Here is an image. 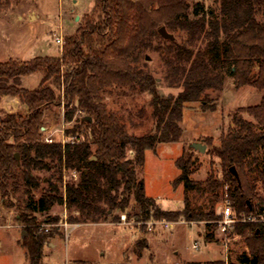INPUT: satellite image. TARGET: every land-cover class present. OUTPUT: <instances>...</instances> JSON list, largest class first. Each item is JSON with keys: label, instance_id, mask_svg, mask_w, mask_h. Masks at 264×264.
<instances>
[{"label": "trees", "instance_id": "16d2710c", "mask_svg": "<svg viewBox=\"0 0 264 264\" xmlns=\"http://www.w3.org/2000/svg\"><path fill=\"white\" fill-rule=\"evenodd\" d=\"M215 2L217 12L188 0H95L75 34L64 39L57 58L0 62V98H16L25 109L24 114L0 117V194L2 200L18 203L17 221L25 232L21 245L29 264H42L50 235L39 229L35 216L55 207H64L71 225L116 223L115 213L127 212L132 201L127 216L141 229L150 221L204 222L205 239L211 241L209 230L220 220L213 208L197 214L184 200L182 210L163 211L146 197L137 171L146 151L180 141L186 105L214 109L209 108L211 95L218 98L226 75L236 88L261 92L260 104L240 109L217 146L207 142V154L219 161L221 180H191L196 161L193 152H184L175 163L179 175L172 187L182 185L184 192L206 188L211 194L219 190L221 201L227 195L238 217H263L264 0ZM161 27L173 40L159 36ZM147 51L164 57L162 78L148 69L142 58ZM34 74L42 75L38 87L23 89L25 78ZM160 88L176 93L163 97ZM136 97L144 103L128 108ZM61 99L65 123L82 114L65 131L75 141L45 144L44 110L60 106ZM63 173L78 174V180L64 184ZM230 236L239 237L247 252L226 264H264V224L237 223Z\"/></svg>", "mask_w": 264, "mask_h": 264}, {"label": "rangeland", "instance_id": "374dc122", "mask_svg": "<svg viewBox=\"0 0 264 264\" xmlns=\"http://www.w3.org/2000/svg\"><path fill=\"white\" fill-rule=\"evenodd\" d=\"M188 2L190 5L202 2L205 9L217 12L215 0ZM94 3L95 0H9L6 7L7 1L0 0V62L57 58L64 39L75 34L84 18L91 13ZM57 39L61 40V44L56 43ZM142 58L156 78L163 77L164 57L162 59L158 53L147 51ZM41 79L40 74L30 75L23 81L22 88L33 91ZM159 93L167 97L175 95L176 91L160 88ZM112 96L116 98L119 93L113 92ZM211 96L209 108L213 107L212 110H203L200 103L185 106L178 143L158 144L154 151L144 154V165L142 170L137 171V179L143 181L146 197L154 200L163 211H180L186 205L184 200H187L194 213L206 214L213 208L216 215L220 214L222 201L219 190L214 195L206 188L184 192L182 185L172 187V182L179 175L175 163L184 152H193L196 171L190 179L205 182L213 176L221 180L219 161L207 154V142L217 146L219 138L233 127V116L239 114L240 109L259 105L262 93L249 87L236 88L233 79L226 75L218 98L216 94ZM135 99L136 102L128 108L135 109L134 106L144 103L137 97ZM24 113L25 109L18 99L0 98V117ZM241 116L251 121L248 116ZM81 117V113H76L73 122L65 123L63 99L60 106L45 108L42 142L68 143L71 138L65 137V131ZM194 144L205 147L204 152L192 148ZM133 156V151L127 153L128 159ZM78 177V174L63 173V182H76ZM17 207L15 199L2 200L0 194V264H29L21 245L25 232L17 221L20 215ZM131 210L132 201L127 212L115 213L119 219L112 225L108 222L77 224L81 225L79 227L67 222L68 213L64 207H55L46 215H36L39 229H48L50 233L42 251V264H226L236 263L239 256L247 252L239 237L230 236L231 230L226 235L221 234L218 227L214 231L209 230L213 239L206 241L208 229L204 222L165 220L172 225L168 228L152 225L151 229L148 226L141 229V224L136 223L133 217L128 218ZM55 220L56 223H50ZM195 244L198 250L193 249Z\"/></svg>", "mask_w": 264, "mask_h": 264}, {"label": "built area", "instance_id": "2783aa9c", "mask_svg": "<svg viewBox=\"0 0 264 264\" xmlns=\"http://www.w3.org/2000/svg\"><path fill=\"white\" fill-rule=\"evenodd\" d=\"M56 43L61 44V40L57 39ZM74 141H75L74 138H71V140L68 143H73ZM47 143L50 144L51 142L46 141V144ZM219 216H220V220L218 221L217 225H218L219 232L223 235H226L232 229V227L237 223H262L264 224V208H263V217L260 219H256L254 217H245L244 215H240L238 217L233 211V209L231 208L227 195H225L222 200V207H221ZM121 219L123 220L124 217H122ZM152 225H159V226H164L165 228H168L172 224L166 223L164 221L145 224V226H148L149 229L152 228ZM64 226L66 227V225ZM44 231L45 233H47L48 229H45ZM193 249L198 250V247L196 244L193 246Z\"/></svg>", "mask_w": 264, "mask_h": 264}, {"label": "water", "instance_id": "95a60500", "mask_svg": "<svg viewBox=\"0 0 264 264\" xmlns=\"http://www.w3.org/2000/svg\"><path fill=\"white\" fill-rule=\"evenodd\" d=\"M158 34H159V36H160L162 39H164V40H173V37H172L171 35H169V34L166 32V30H165L164 27H161V28L158 30ZM146 60H147V59H146ZM89 121H90V120H89ZM192 148L197 149L198 152H200V153H203V152H204V149H205V147H203V146H201V145H199V144H194V145L192 146ZM14 159L16 160V162H18L19 158H18V155H17V154L14 155ZM229 172L231 173V175H232L236 180H238V176H237V173H236V171L234 170V168H231V169L229 170Z\"/></svg>", "mask_w": 264, "mask_h": 264}, {"label": "crops", "instance_id": "0c3cea01", "mask_svg": "<svg viewBox=\"0 0 264 264\" xmlns=\"http://www.w3.org/2000/svg\"><path fill=\"white\" fill-rule=\"evenodd\" d=\"M105 224H106V223H105ZM105 224H104V225H105ZM109 224H111V225H112V223H109ZM109 224H108V225H109ZM79 226H81V225H77V224L75 225V227H79Z\"/></svg>", "mask_w": 264, "mask_h": 264}]
</instances>
